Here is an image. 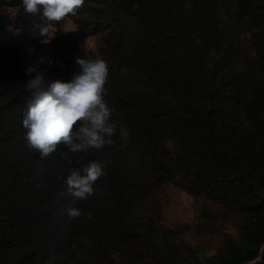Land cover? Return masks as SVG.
Listing matches in <instances>:
<instances>
[{
	"label": "trees",
	"instance_id": "trees-1",
	"mask_svg": "<svg viewBox=\"0 0 264 264\" xmlns=\"http://www.w3.org/2000/svg\"><path fill=\"white\" fill-rule=\"evenodd\" d=\"M22 4L0 0V33L22 35L0 45V264H264V0H85L68 18L76 32L57 23L52 38ZM79 56L108 63L113 143L41 159L22 125L26 82L39 71L68 82ZM92 161H107L106 175L76 200L66 178ZM168 185L237 217V237L199 258L162 224Z\"/></svg>",
	"mask_w": 264,
	"mask_h": 264
},
{
	"label": "clouds",
	"instance_id": "clouds-1",
	"mask_svg": "<svg viewBox=\"0 0 264 264\" xmlns=\"http://www.w3.org/2000/svg\"><path fill=\"white\" fill-rule=\"evenodd\" d=\"M85 0H23L24 12L39 15L46 23L36 25L39 35L47 38L55 25L77 15ZM49 39H44L47 43ZM45 58L40 59L44 63ZM51 59L48 64L51 65ZM79 71L70 81L59 79L49 82L43 71L36 72L26 82L30 90L27 109L22 125L26 129L27 146L39 152L41 159L56 152L63 144L72 153L87 152L90 148L100 150L113 143L115 124L110 122L113 109L105 99V85L109 79L108 63L102 58H81L75 60ZM35 71L29 67L27 73ZM107 161H92L76 168L66 178L67 190L76 200H86L93 195L94 183L104 175ZM70 218H78L80 209L70 207ZM261 259L250 261L257 264Z\"/></svg>",
	"mask_w": 264,
	"mask_h": 264
},
{
	"label": "rangeland",
	"instance_id": "rangeland-1",
	"mask_svg": "<svg viewBox=\"0 0 264 264\" xmlns=\"http://www.w3.org/2000/svg\"><path fill=\"white\" fill-rule=\"evenodd\" d=\"M22 6L23 4L20 8ZM19 10V7L8 8L6 14L14 18ZM58 25L65 36L76 32L72 20L61 21ZM54 31L55 29L51 30L49 38L53 37ZM21 38L17 27H8L0 33V45L12 47L18 44ZM99 44L100 36L97 35L84 37L80 45L85 51L96 52ZM45 46L52 51L49 41ZM50 59L57 63L54 58ZM160 200L163 226L178 231L182 241L203 260L210 259L222 250L224 235L237 237L236 226L239 219L204 197H191L181 189L168 185L163 188ZM261 255H264V251Z\"/></svg>",
	"mask_w": 264,
	"mask_h": 264
}]
</instances>
